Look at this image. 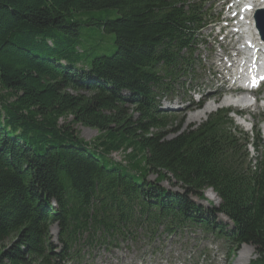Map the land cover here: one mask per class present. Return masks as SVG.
Returning <instances> with one entry per match:
<instances>
[{
	"label": "trees",
	"instance_id": "obj_1",
	"mask_svg": "<svg viewBox=\"0 0 264 264\" xmlns=\"http://www.w3.org/2000/svg\"><path fill=\"white\" fill-rule=\"evenodd\" d=\"M206 3L0 0V264H79L94 243L186 226L264 264V154L251 170L227 110L181 129L160 109L190 73ZM208 189L218 206L193 200Z\"/></svg>",
	"mask_w": 264,
	"mask_h": 264
},
{
	"label": "rangeland",
	"instance_id": "obj_2",
	"mask_svg": "<svg viewBox=\"0 0 264 264\" xmlns=\"http://www.w3.org/2000/svg\"><path fill=\"white\" fill-rule=\"evenodd\" d=\"M219 9L220 6L217 7V10ZM212 13H215V11L213 10ZM213 33L214 31L210 33V30L202 32V41L204 40L206 45L201 44L196 52V56L199 57V63L197 67L194 68L192 73L194 80L190 85L194 88L202 89V91L200 90L201 94L206 96V98H203L202 104H198L199 102L191 104L192 101L199 97L198 95L191 96L189 92L183 93V89L178 90L173 95V102L170 104L172 105L171 108H176L174 110L175 114H173V119L176 124L183 122L181 129L190 126L196 127L204 122L210 113L206 115L204 119L200 120L192 119L191 116L206 103L211 101L219 103L225 95H229V91L222 87V83L218 80V77L214 80L211 78L212 75H217L218 73L215 68H211L210 70V66L213 65V62L217 59V54L220 51L217 49L218 43L216 45L211 44V42L214 41L211 39ZM95 35H97L96 32L86 31L85 38H88V42L92 43V39ZM96 39H103L105 42L111 44L113 42V35L105 34L104 37L99 36ZM108 43L103 44V49L108 47L105 50H108L109 52L113 47H109ZM97 53L100 54L101 52ZM218 87L221 89L217 90ZM255 96H257L260 101L255 106L243 109V119H246L248 123H252L259 127V124L264 122V101L262 100L264 98V84L255 92ZM162 105L165 109L169 108V103H167V101H164ZM226 107L232 108L233 111L239 109L235 106ZM127 108L129 109V112H131L133 106L129 105ZM230 116L232 117L233 122L238 125L239 129H241L242 126H240L241 124L239 122L242 121L239 120L236 115L232 114V112L230 113ZM65 122L71 124L76 130L78 136L86 142L96 141L97 137L100 136V133L96 129L78 123H72L70 117H68ZM60 123H63V121L60 120ZM250 136L251 133H249V137ZM252 136L255 138V131H253ZM249 140H251V137ZM259 146L260 150L264 148V140ZM259 154L260 152H256L255 147L249 146L250 157H256ZM124 156L125 151L113 152L111 154V157L114 160L121 162H124ZM148 178L152 180L154 175L151 174ZM162 186L169 190L180 191L178 186H171L166 181H163ZM203 196L204 199L194 197L193 200L199 205L206 207L209 204L218 206L219 200L213 191L208 189L204 192ZM218 219L220 221L226 220V218L221 215L218 216ZM200 231L201 230L188 227L185 231L173 234H161L151 241L146 240L144 236H140L129 240L124 244L113 245L107 243H95L86 248V253L89 252L90 255H84L83 252L80 253V260L82 262L79 264H248L254 256L253 247L249 245H241L237 249H232V253L228 254V244L226 242L219 240L210 234L201 235L199 233ZM56 234L57 228L53 225L50 228L52 240L56 241Z\"/></svg>",
	"mask_w": 264,
	"mask_h": 264
},
{
	"label": "bare ground",
	"instance_id": "obj_3",
	"mask_svg": "<svg viewBox=\"0 0 264 264\" xmlns=\"http://www.w3.org/2000/svg\"><path fill=\"white\" fill-rule=\"evenodd\" d=\"M256 5L260 6L262 5L261 0H255ZM257 8H264V6L261 7H257ZM257 9H254L253 11H255ZM253 11L248 12L249 15L246 17L247 19V24L250 26V20H251V15L253 13ZM252 21V20H251ZM255 30V29H254ZM250 32L252 34V36H255L256 33L253 32L250 29ZM218 61L221 60L220 54H218ZM217 72H219V70H217ZM239 73V72H237ZM236 73V74H237ZM251 98L247 97L246 95L243 96H234V95H225L219 103H216L214 101L208 102L206 103L201 109H198V111H196L191 118L192 119H204L206 117V115H208L209 113L213 112L217 107H221V106H235L237 107H241V108H248L252 105V102L250 101ZM262 158V157H261ZM215 197V196H214Z\"/></svg>",
	"mask_w": 264,
	"mask_h": 264
}]
</instances>
